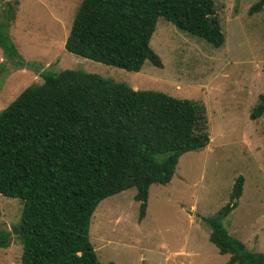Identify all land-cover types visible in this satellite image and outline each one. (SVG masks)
<instances>
[{"label": "trees", "instance_id": "16d2710c", "mask_svg": "<svg viewBox=\"0 0 264 264\" xmlns=\"http://www.w3.org/2000/svg\"><path fill=\"white\" fill-rule=\"evenodd\" d=\"M16 6L0 0V75L6 62L34 66L16 54L8 34ZM258 12L264 19V0L248 9ZM158 18L214 48L223 45L213 0H81L63 48L127 72L137 73L145 62L160 68L149 47ZM39 77L40 84L24 88L0 111V195L21 201L12 230L21 244L20 264H100L88 240L95 207L134 188L141 221L149 186L168 184L178 158L207 145L204 107L78 70ZM263 114L259 95L249 118ZM241 189L237 177L233 202L202 219L207 240L228 256L225 264H264V253L245 250L221 225ZM7 237L0 232V249Z\"/></svg>", "mask_w": 264, "mask_h": 264}, {"label": "rangeland", "instance_id": "374dc122", "mask_svg": "<svg viewBox=\"0 0 264 264\" xmlns=\"http://www.w3.org/2000/svg\"><path fill=\"white\" fill-rule=\"evenodd\" d=\"M5 1L17 2L8 30L16 54L34 66L5 63L0 111L24 88L40 84V72L54 75L66 69L204 107L207 145L182 154L168 184L149 186L141 221L134 188L95 207L88 240L100 264H225L228 256L218 254L209 243V228L202 219L214 217L233 202L230 192L237 177L242 178L241 195L221 225L245 250L264 253V114L249 118L257 97L264 96V19L261 12L248 14L258 0H213L224 37L219 48L158 18L149 47L161 67L145 62L137 73L64 50L81 0ZM20 210L19 199L0 195V232L8 233L0 264H20L21 244L12 232Z\"/></svg>", "mask_w": 264, "mask_h": 264}]
</instances>
